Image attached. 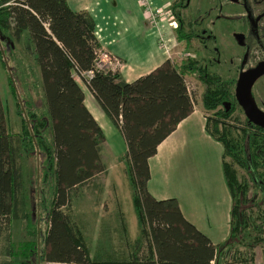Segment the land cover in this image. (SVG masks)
Returning <instances> with one entry per match:
<instances>
[{"label":"trees","instance_id":"trees-1","mask_svg":"<svg viewBox=\"0 0 264 264\" xmlns=\"http://www.w3.org/2000/svg\"><path fill=\"white\" fill-rule=\"evenodd\" d=\"M178 23L183 25V19ZM182 29L175 30L178 40L189 41L192 35ZM22 39L28 42L23 48L32 50L34 67L17 56L15 47ZM100 48L93 19L71 10L66 0H0V67L12 73H7V85L20 119L17 135L6 133L0 120V240L8 259L0 264H251L254 249L264 245V128L245 117L244 127L234 130L228 121L237 122L235 113L243 112L235 98L236 80L188 57L179 66L166 59L128 83L117 71L95 69ZM8 58L17 65L14 70ZM90 71L92 77L85 79ZM188 73L205 87L202 106L213 114L205 118V131L223 148L222 173L231 206L228 236L216 245L183 217L176 199L156 200L147 190L149 159L193 111ZM76 79L124 139L125 175L139 227L133 243L101 245L93 256L73 219V201L106 174L101 162L106 138L86 109ZM34 94L44 102L43 113L33 106ZM29 159L38 168L36 181L31 170L25 186L22 164ZM234 165L247 179L238 177ZM31 186L45 209L44 231L30 214ZM252 187L260 191L259 200L257 194L249 195ZM19 220L25 222L28 238L15 245L11 229ZM37 236L41 249L32 240Z\"/></svg>","mask_w":264,"mask_h":264},{"label":"rangeland","instance_id":"rangeland-1","mask_svg":"<svg viewBox=\"0 0 264 264\" xmlns=\"http://www.w3.org/2000/svg\"><path fill=\"white\" fill-rule=\"evenodd\" d=\"M218 3H222V11H220V8H217L219 7ZM242 4H245L247 8H250V14L253 19L264 10V0H246L245 3L244 0H236L233 5L232 3L227 4L224 0H190V7H188L186 12L181 14L184 21L194 19L195 14L199 16L198 18L200 20H203L202 26H205L206 20L207 22L216 21L213 27L216 42H207V44H209L208 51L202 49L200 46L201 43L196 39H192L190 42L186 40H178L176 31L173 29L167 28V32L169 33L168 37L165 35V31L160 27L158 32L155 28L149 25L147 15L142 11L144 21L138 20L140 26L135 25L128 30L126 34L120 35V37L130 40L129 42L131 44L125 47L130 48L131 45H133L135 50H129L135 55L132 58H129V61L119 60L125 65V68L132 67L134 69L133 73L135 74L131 76L132 81L136 78L138 72L142 74L145 73L144 66L146 64L147 55L154 59H164L166 57L176 66L184 63L186 58L190 57L197 60L198 66H205L207 69L209 68L210 71L219 74L224 79L238 80L242 71H244L243 69L247 68V64L248 67L253 66L260 56V52L254 48L247 61L241 60L242 51L235 46V42L231 39L230 34L236 29L234 27L237 26V24L235 25V21H242L245 16ZM169 7H171V5ZM173 9H175L176 12L180 11L176 7H173ZM222 26L225 27L226 33L221 31V29H223ZM208 30L210 31L211 29L209 28ZM185 32H187V29L184 27L183 33L185 34ZM158 33L164 38L163 44L165 48L171 46L170 50L168 48V57L165 55V48L162 47V43L158 42ZM169 36L172 41L168 40ZM21 43L22 44L18 45L19 49L25 45V42ZM15 48H17V46ZM211 48H218V53L215 52V55L213 56V59H216V62L208 61L209 59L206 60L207 54L210 56L213 55V53H210ZM25 59L28 64H33L31 57L26 58L25 56ZM9 64L12 67L11 60L9 61ZM135 67H137V69ZM7 73L12 75L11 71L6 72L0 67V120L2 128L6 133H16L17 135L20 133V119L16 114V106L13 103L7 85ZM84 78L88 79L87 76ZM185 82L193 102V110L201 112L204 118L209 116L213 117V114L211 112H205L202 106L201 98L205 92L203 84H201L196 78L194 73L186 74ZM79 83L81 86L84 85L81 81ZM19 91L21 90L19 89ZM249 95L252 103H254L256 107L264 110V76L259 78L253 84L250 88ZM34 98L36 102L33 106L38 112L43 113L45 110L43 100L41 98L38 99L37 95H35ZM235 115L238 117L237 122L232 121V119H229L228 121L234 126V130L241 129L244 127L245 115L239 110ZM102 126L105 130L106 141L101 153V162L106 166L107 174H100L98 176L97 181H95L97 185L93 187L89 185L81 190L79 197L73 201L72 212L73 219L79 227L82 228L79 230L84 235L91 256H93L96 250L99 252L102 248L101 245L114 248L121 244H131L134 240L139 238V227L132 206V189L126 180L124 173L126 145L120 131L113 126L108 119H105V121L102 122ZM192 135L195 139L196 137L198 139L197 142L195 140L193 141L195 143H193L192 149L189 147L182 148L179 152L182 157L177 160L176 165L173 162L170 164L169 169L162 168L160 172H155L150 187L157 191L160 189L167 195H171L167 196L169 198L178 196L180 200L184 199L185 201H190L192 198L188 195L194 194V198L201 201L202 197L199 188H202L204 193L206 192L204 187L201 186L202 182L198 181V177L203 175L201 178L208 177L210 184L212 185V191L205 195V199L208 202L213 200L214 196L219 192L217 184L218 177L215 173H209L208 176V166L210 167V165L215 163L217 150L221 149L222 146L219 144L215 152L205 145L206 143L197 130H193ZM217 156L219 158V163H221L220 155ZM194 160L196 163L200 164V167L197 166L193 172H190L189 169ZM225 161L226 163H231L229 158H226ZM219 167L221 168V166ZM219 167L217 170H219ZM37 168L38 163L34 160L29 159L28 161L23 162L22 172L25 186H27L25 179L31 170L33 171V176H35L34 180L36 181ZM234 168L240 179H247L243 170L236 165H234ZM198 170L200 172L203 170V173L201 174ZM220 174L221 173L219 172V175ZM193 177L195 179L185 186L184 184L186 181ZM29 191L30 196H28V207L30 208V214L31 212L34 213L33 223L37 221L40 230L44 231L46 213L44 207H42L43 203L41 202L40 204V202L35 201L37 194L35 193V187L31 186ZM226 192L228 194L227 189ZM253 193L257 194V200L261 198L260 191L252 187L249 195L252 196ZM206 224L207 223L204 219L201 220L198 225H200L199 227L204 231L213 244L219 243L228 234L227 224L224 225L223 223V227L218 220L216 228H213L212 222L209 227L206 226ZM11 234V241L15 245H18L20 241L28 238V234H26L25 231V222L22 220L15 222L12 226ZM32 240L38 244L40 249L42 248L43 242L41 237L37 236ZM4 246L5 242L1 238L0 263L8 260L4 252ZM107 251L109 250H104V252ZM242 251H244V249L236 250V252ZM251 264H264V245L258 246L254 249Z\"/></svg>","mask_w":264,"mask_h":264},{"label":"crops","instance_id":"crops-1","mask_svg":"<svg viewBox=\"0 0 264 264\" xmlns=\"http://www.w3.org/2000/svg\"><path fill=\"white\" fill-rule=\"evenodd\" d=\"M176 0H151L153 6H170ZM69 8L73 11H85L89 14V16L93 19L95 23V34L99 45L102 49L107 50L110 54L115 56L118 60H128L132 58L135 54L130 50H135L133 45L130 48H126L125 46L131 44L129 39L120 37L121 34H126L128 30H130L133 26H140V22L138 20L144 21L142 10L138 4V0H66ZM138 24V25H137ZM144 25V24H143ZM165 35L168 37L167 29L164 30ZM170 37V36H169ZM171 38V37H170ZM21 42H25V46L28 44L27 40L24 39ZM22 44V43H21ZM20 45V44H19ZM126 48V49H125ZM130 49V50H129ZM127 50V51H126ZM17 56L20 59L25 60V56L31 57L32 50H27V47L24 49L23 46L21 49L16 48ZM126 55V56H125ZM32 58V57H31ZM9 59V58H8ZM167 58L164 59H154L151 56H146V64L144 66L145 73H137V78L144 76L158 67L161 63H163ZM12 62V69L16 68L15 62L12 58L9 59ZM17 62L20 60L16 59ZM119 60V61H120ZM33 62V59H32ZM19 64V63H18ZM122 64V63H121ZM25 65V64H24ZM34 67V63L30 64ZM137 69V67H135ZM140 69V68H139ZM133 68H125V65L122 64L121 68L115 69L122 78L128 82H133L131 80V76L133 73ZM113 71V70H112ZM78 83L80 82L76 79ZM80 84V83H79ZM83 95H84V105L97 124L103 130L104 135L105 130L102 126V122L105 121L106 116L96 103L93 95L88 90V88L83 85L81 86ZM14 103V101H13ZM193 130H197L199 135L203 138L205 145L209 147L211 150L216 152V149L219 142L213 140L205 131V118L201 112L193 110L192 113L184 119L175 129L173 133H171L158 147L156 155L149 159V171H150V180L147 183V190L149 194L156 200H164L169 199L165 192L159 189V191L151 189L150 185L153 180V175L155 172H160L162 168H170V164L174 162L176 165L177 160L182 157L179 152L182 148L189 147L192 149V145L194 140L197 142L196 139L193 137L192 132ZM221 145V144H220ZM222 146V145H221ZM222 149V150H221ZM217 150V155H220L219 158L216 155V161L210 167L208 166V176L209 173H215L217 175V184H218V194L214 196V199L211 201H206L205 195L206 193L212 191V185L210 184L208 177H203L200 175L198 177V181L202 182L201 186L204 187L206 193L203 192L202 188H199L201 193V201L197 200L194 194L188 195L192 198L190 201H185L184 199H179L178 196L172 197L177 200L178 206L183 217L192 225L196 227L198 231L203 233L205 236L206 234L204 231L199 227L200 221H206V226H211V222L213 224V228L217 227V220L223 226L227 224V229L229 232V211L231 206V198L230 195L228 196L226 192V185L223 178L222 173V152L223 148ZM200 167V164L193 161L191 168L189 169L190 172H193L196 168ZM221 166V168L219 167ZM219 167V170L217 168ZM125 169V167H124ZM199 171V170H198ZM200 172V171H199ZM219 172L221 173L219 175ZM125 173V171H124ZM203 173V170L200 172ZM107 174V168H106ZM222 175V176H221ZM126 177V175H125ZM195 178H191L186 181L184 184L187 186L191 181ZM127 180V178H126ZM128 182V181H127ZM228 190V189H227ZM187 202V203H186ZM186 203V204H185ZM189 204V205H188ZM190 206V208H189ZM216 215V217H215ZM202 217V218H201ZM201 218V219H200ZM204 218V219H203ZM224 227V226H223ZM228 234L226 235V237ZM207 237V236H206ZM226 237L220 241L219 243L223 242ZM211 241V240H210ZM217 243V244H219ZM216 245V244H214Z\"/></svg>","mask_w":264,"mask_h":264},{"label":"flooded vegetation","instance_id":"flooded-vegetation-1","mask_svg":"<svg viewBox=\"0 0 264 264\" xmlns=\"http://www.w3.org/2000/svg\"><path fill=\"white\" fill-rule=\"evenodd\" d=\"M224 1L227 4L232 3V5H233V3L236 0H224ZM176 2H179L178 3L179 6L176 8H178V10H180L177 12L175 9L173 11V7H172V4H175ZM245 2H246V0H244V3ZM172 4H171V9H172V11L174 13V17L178 23V19H182L181 14L186 12L188 10V7H190L189 6L190 0H179V1L176 0ZM218 5H219V7H217V8H220V11H222V9H223L222 3H218ZM242 9L245 13V16L243 17L242 21H235V25L237 24V26L234 27L236 29H234L232 31V33L230 34L231 39L235 42V46L242 51L241 60L247 61L248 57L253 52L254 48L260 52V56L256 60V63L250 67H248V64H247V68L243 69L244 71H242V73H244V72L253 70L259 64H264V10H262L261 14H259L258 16H256L253 19L251 17V14H250V8H247V6L245 4L244 5L242 4ZM198 17L199 16H197V14H195V18L190 20V21H187V20L184 21V19H183L184 24L179 26L180 24L178 23L177 28L182 27L184 29V27H185V29H187V32H185V34L186 35H188V34L192 35L190 40L189 41L186 40V41L190 42L192 39H196L199 43H201L200 46L202 47V49H204L205 51H208L209 50V44H207V42L208 41L212 42V43L216 42V37L214 35L215 32H213V27H214L216 21L207 22V20H206L205 26H202L203 20L202 19L200 20ZM209 28L211 29L210 31L208 30ZM222 28L223 29H221V31L226 33L225 27L222 26ZM215 52L218 53V48H211L210 53H213V55L210 56L209 54H207L206 60L209 59L208 61L216 62V59L215 60L213 59ZM203 67L205 69H207L205 66H203ZM207 70H209V68ZM262 76H264V74ZM262 76H260L259 78H261ZM236 83H237V80H236ZM236 83H235V87H236ZM257 108L261 112L264 113V110L260 109L259 107H257Z\"/></svg>","mask_w":264,"mask_h":264},{"label":"built area","instance_id":"built-area-1","mask_svg":"<svg viewBox=\"0 0 264 264\" xmlns=\"http://www.w3.org/2000/svg\"><path fill=\"white\" fill-rule=\"evenodd\" d=\"M138 4L141 7L143 13L147 15V18L149 20V25L155 28L158 32H159V27L163 30H165V28L166 29L169 28L173 30L177 29L178 23L174 17V13L171 7L169 6L156 7L153 6L150 0H138ZM158 36H159L158 42L162 43V47L165 48L163 44L164 42L163 36L160 33H158ZM168 40L172 41L170 37L168 38ZM170 47L167 46V48H165L166 56L169 54L168 48L170 50ZM94 64H95L94 65L95 69L98 71L113 70L112 72H115L114 71L115 69L121 68L122 66L121 62L115 56H113L107 50L102 48H100L95 52ZM92 75H93L92 71L85 74V76H87L88 79L91 78Z\"/></svg>","mask_w":264,"mask_h":264},{"label":"water","instance_id":"water-1","mask_svg":"<svg viewBox=\"0 0 264 264\" xmlns=\"http://www.w3.org/2000/svg\"><path fill=\"white\" fill-rule=\"evenodd\" d=\"M264 74V64H259L251 71L242 73L236 83L235 98L245 117L253 124L264 128V113L251 101L249 91L254 82Z\"/></svg>","mask_w":264,"mask_h":264}]
</instances>
